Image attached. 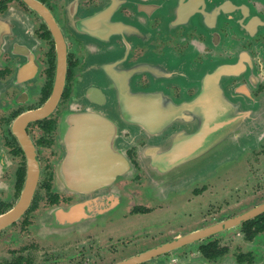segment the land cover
<instances>
[{"label":"flooded vegetation","instance_id":"flooded-vegetation-1","mask_svg":"<svg viewBox=\"0 0 264 264\" xmlns=\"http://www.w3.org/2000/svg\"><path fill=\"white\" fill-rule=\"evenodd\" d=\"M218 116L227 160L171 159ZM29 195L0 264H264V0H0V219Z\"/></svg>","mask_w":264,"mask_h":264},{"label":"water","instance_id":"water-1","mask_svg":"<svg viewBox=\"0 0 264 264\" xmlns=\"http://www.w3.org/2000/svg\"><path fill=\"white\" fill-rule=\"evenodd\" d=\"M42 111H44V109ZM39 113H44V112H37L33 116H30L29 118H34L38 116ZM210 122H211L210 120H205V121L201 120V124L198 125V127L197 126L194 127L195 130L192 132L193 134L192 135L187 134V141L186 142L182 141V143L183 142L185 143L183 147H178V145L176 146V144H174V147L172 149L173 156L171 157V159L179 160L181 158L179 157V155L181 153L183 154L182 152L183 148L186 154H189V152L190 154H193L194 152L198 153L202 151L204 146L201 148V144H203V142L208 137H210L211 133H215L217 136V148H216L217 165L219 166L221 163L227 160L230 151H233L234 153L235 149L233 147L237 146L236 141H234L233 136L230 134L231 132H230L229 119L218 116L216 123L213 122V124H211ZM23 142L22 144L24 145L25 143L24 147H25V150L28 156V182H30V180L35 178L37 174V170H36V167L33 161L34 157H33L32 150H31L32 145L31 146L30 144L27 145L26 141L24 143ZM189 148H191V151L188 150ZM122 164L123 165L121 167L117 168L118 170L117 173L120 172L121 174H124L125 172H127L128 167L124 164L123 157H122ZM174 170H175L174 174L177 177L181 175V172L183 169L181 167H174ZM29 191H30V188H29ZM30 197L31 195L25 198V201H24L25 203H23L22 206L19 205L15 210H13L7 216L1 218L0 227H2L4 224L13 222L17 218H19L24 213V209L26 208V204L29 202ZM263 210H264V206H261L257 208L256 210L252 211L250 214L253 215ZM246 217L247 216H244L243 218H246Z\"/></svg>","mask_w":264,"mask_h":264}]
</instances>
